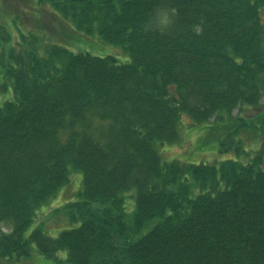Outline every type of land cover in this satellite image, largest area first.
<instances>
[{
	"label": "trees",
	"instance_id": "obj_1",
	"mask_svg": "<svg viewBox=\"0 0 264 264\" xmlns=\"http://www.w3.org/2000/svg\"><path fill=\"white\" fill-rule=\"evenodd\" d=\"M39 1L131 61L19 29L11 44L0 22V258L36 244L73 264H264V140L247 164L219 167L164 162L156 147L179 139L184 117L264 136V113L242 115L264 96V0ZM158 8L176 10L167 34L148 28ZM72 171L83 173L80 200L67 205L80 226L26 240Z\"/></svg>",
	"mask_w": 264,
	"mask_h": 264
},
{
	"label": "rangeland",
	"instance_id": "obj_2",
	"mask_svg": "<svg viewBox=\"0 0 264 264\" xmlns=\"http://www.w3.org/2000/svg\"><path fill=\"white\" fill-rule=\"evenodd\" d=\"M42 6V7H41ZM41 7V8H40ZM48 7V8H47ZM41 5L39 0H0V22H5L12 35V43L19 39L21 30L22 33L34 32L36 34H45L46 38L51 42L61 45L73 52H87L93 56L106 57L113 56L120 63H129L131 57L129 53L124 51L120 46L106 43L99 36H89L73 30L71 22L65 21L64 18L52 9L50 6ZM49 9V10H48ZM42 12L43 19L48 25H53L51 33H45L34 27V23L40 22ZM21 16L25 17V28L27 30L16 27L15 20ZM264 12V11H263ZM59 16L56 18L52 14ZM17 18V19H16ZM264 23V13L262 15ZM68 28H70L68 30ZM12 87L7 89V93H11ZM264 106V98L262 99ZM4 104L0 102V106ZM249 108V109H247ZM242 110V115L248 118L250 115H256L260 111L257 108L251 109L248 106ZM264 110V107H263ZM237 110L234 116L237 115ZM264 113V112H263ZM252 118L246 119L247 123H251ZM214 123V119L211 121ZM218 123V122H216ZM228 121L224 119L214 125L209 122L202 124H191L189 118H184L179 129V139L174 143H157L156 147L161 156L162 161L171 162H188L193 164L208 163L211 165L220 166L225 160H239L243 163H248L256 155L257 151L262 147L263 134L253 130V128H241L238 133H231V127L227 126ZM227 140L232 145L230 150H221V141ZM244 140V141H243ZM237 142H242L244 151H238ZM82 186V187H81ZM83 190V173L72 171L70 183L60 189V191L51 198L47 203L42 205L35 214L32 223L24 232L26 240L31 239V234L37 229H41L50 237H57L65 230L74 229L80 226L79 218L73 219L71 213L67 209L69 203L80 200L79 194ZM135 195V190H134ZM132 196V195H130ZM131 198V197H129ZM131 200V199H130ZM135 200V199H134ZM132 209V208H130ZM6 230V229H4ZM147 230L142 231V234ZM0 264H73L68 260L66 251H60L54 255H46L39 251L36 244H32V250L29 255L24 257H2Z\"/></svg>",
	"mask_w": 264,
	"mask_h": 264
},
{
	"label": "clouds",
	"instance_id": "obj_3",
	"mask_svg": "<svg viewBox=\"0 0 264 264\" xmlns=\"http://www.w3.org/2000/svg\"><path fill=\"white\" fill-rule=\"evenodd\" d=\"M169 11L175 15V9L158 8L155 14L150 18L148 28L152 31L159 32L160 34H167L174 21L169 16ZM147 30V29H146ZM193 31L199 35L202 33V28L199 25L194 26Z\"/></svg>",
	"mask_w": 264,
	"mask_h": 264
}]
</instances>
